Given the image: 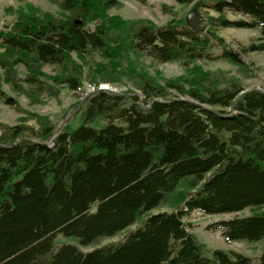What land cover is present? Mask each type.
I'll return each mask as SVG.
<instances>
[{
  "label": "trees",
  "instance_id": "1",
  "mask_svg": "<svg viewBox=\"0 0 264 264\" xmlns=\"http://www.w3.org/2000/svg\"><path fill=\"white\" fill-rule=\"evenodd\" d=\"M49 1L56 11L26 1L0 29V103L21 112L13 123L0 120V264H251L239 252L207 248L183 220L194 209L264 205V90L241 92L233 76L195 62L222 58L245 68L239 52L182 17L157 25L108 14L119 0ZM175 2L213 9L208 19L218 26L259 28V42L245 48L264 50V0ZM225 10L248 19H228ZM143 56L181 62L184 71L149 73ZM123 78L125 91L99 88ZM84 82L94 89L73 103L82 101L77 126L24 109L8 92L42 104ZM98 117L105 124L90 125ZM138 218L119 241L81 249ZM207 228L226 240L262 239L264 210ZM58 233L80 247L63 242L52 251Z\"/></svg>",
  "mask_w": 264,
  "mask_h": 264
},
{
  "label": "rangeland",
  "instance_id": "2",
  "mask_svg": "<svg viewBox=\"0 0 264 264\" xmlns=\"http://www.w3.org/2000/svg\"><path fill=\"white\" fill-rule=\"evenodd\" d=\"M31 2L43 10L56 11L57 6L49 0H0V29L7 24H10L13 20L15 9L23 4L24 2ZM120 5L117 7H111L108 9V14H116L124 19H136L145 18L153 21L157 25H161L169 21L174 17H182L186 19L187 13L195 11L203 16L201 24L205 27L204 33L207 34L206 29H212L215 33L221 36L225 43L234 51L239 52L242 60L246 64L245 68L236 66L225 59H196L195 62L203 66L204 69L208 70H223L229 76H233L239 82L244 89L248 88H260L264 90V50L261 51H248L246 46L251 43L259 42L260 37L259 28H235V27H223L218 26L213 22L209 21V17L217 16V12L210 8H201L197 11L193 9V3L188 5H181L175 2V0H146L144 3L137 0H119ZM9 7V11L6 8ZM225 16L228 19L244 18L248 19L247 16L233 13L229 10L224 11ZM94 23L87 25L88 29H92ZM212 55L220 52V47L214 42L208 47ZM143 62L145 68L149 73H153L155 70L161 71V74L165 76H175L181 74L184 71V66L181 62L177 61H166L156 62L150 58L143 56L139 58ZM46 71L51 70V66L46 65ZM108 88L112 87L113 90L125 91L130 87V83L123 78V83L117 85H109L106 83H100ZM88 85L84 82L80 90L74 92L68 88H61L57 97H45V101L42 104H30L24 96L16 95L13 92L8 91L11 95H14L20 106L24 109L40 114H49L53 121L57 125H61L63 120L69 115V122L71 126H77L81 124L82 107L75 108L73 103L81 98L85 92H88ZM82 96V97H81ZM85 97V96H84ZM0 120L8 123H13L15 119L21 115V112L15 109L13 105L6 103H0ZM66 122V121H65ZM105 119L98 117L90 125L99 127L105 124ZM96 204L92 205L94 210ZM168 206H161L158 210H170ZM154 209L152 211H156ZM264 210V205L257 207H246L236 212H223L215 214H205L198 210H190L183 214V220L188 226L197 239L204 243L207 248H218L222 250H233L239 252L251 259V264H257L260 253L264 250V238L258 240L248 239H236L226 240L221 235V230L218 228H207L208 225L214 221L226 218H232L234 216H244L251 214L255 211ZM142 218H138L135 223L127 226L116 235L112 237H105L97 241L96 244L87 247H81V249L89 250L95 245H102L111 241H119L123 235L129 233L131 230L140 226ZM55 243L52 251H55L63 242H69L77 245L75 237H67L61 233H58L55 237Z\"/></svg>",
  "mask_w": 264,
  "mask_h": 264
},
{
  "label": "water",
  "instance_id": "3",
  "mask_svg": "<svg viewBox=\"0 0 264 264\" xmlns=\"http://www.w3.org/2000/svg\"><path fill=\"white\" fill-rule=\"evenodd\" d=\"M203 19V16L200 14V13H197L195 11H190L189 13H187L186 15V22L187 24L196 29V30H200V31H203L205 29V27L201 24V21ZM246 89H244L243 91L241 92H244ZM69 118V115L63 120L62 124L65 123V121ZM61 124V125H62ZM59 125V126H61ZM58 126V127H59Z\"/></svg>",
  "mask_w": 264,
  "mask_h": 264
},
{
  "label": "built area",
  "instance_id": "4",
  "mask_svg": "<svg viewBox=\"0 0 264 264\" xmlns=\"http://www.w3.org/2000/svg\"><path fill=\"white\" fill-rule=\"evenodd\" d=\"M88 88H89V89H92L93 87H91V86H88Z\"/></svg>",
  "mask_w": 264,
  "mask_h": 264
}]
</instances>
